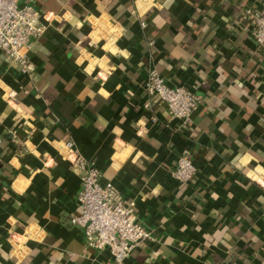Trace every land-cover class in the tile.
<instances>
[{
	"label": "crops",
	"instance_id": "0c3cea01",
	"mask_svg": "<svg viewBox=\"0 0 264 264\" xmlns=\"http://www.w3.org/2000/svg\"><path fill=\"white\" fill-rule=\"evenodd\" d=\"M24 5L45 30L28 75L0 56V264H116L71 223L81 181L67 143L152 234L122 264H264V48L245 18L264 0ZM152 69L201 97L190 126L143 107ZM183 152L197 173L179 185Z\"/></svg>",
	"mask_w": 264,
	"mask_h": 264
},
{
	"label": "built area",
	"instance_id": "2783aa9c",
	"mask_svg": "<svg viewBox=\"0 0 264 264\" xmlns=\"http://www.w3.org/2000/svg\"><path fill=\"white\" fill-rule=\"evenodd\" d=\"M21 1L0 0V56L4 55L12 67L28 75L29 43L43 34L45 26L39 22V12L30 5L20 6ZM245 18L251 24L250 35L255 45L264 48V14L246 9ZM141 27L145 25L141 24ZM144 86L145 109L163 103L169 115L182 127L190 126L201 103V97L195 91L168 86L153 69L149 71ZM66 146L70 150L72 167L80 172L81 181L77 198L79 213L71 217V223L82 229L88 249L108 251L116 264H122L134 248L152 241V234L133 220L135 203L124 201L111 183L102 185L98 170L73 148L72 143ZM196 173L191 156L183 152L177 159L172 179L179 185H186ZM262 219L264 222V214Z\"/></svg>",
	"mask_w": 264,
	"mask_h": 264
}]
</instances>
